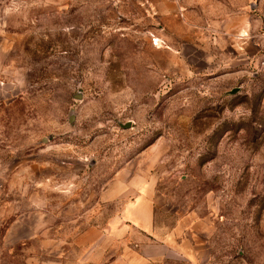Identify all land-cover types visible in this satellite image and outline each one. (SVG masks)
<instances>
[{
	"label": "rangeland",
	"instance_id": "rangeland-1",
	"mask_svg": "<svg viewBox=\"0 0 264 264\" xmlns=\"http://www.w3.org/2000/svg\"><path fill=\"white\" fill-rule=\"evenodd\" d=\"M0 264H264V0H0Z\"/></svg>",
	"mask_w": 264,
	"mask_h": 264
},
{
	"label": "water",
	"instance_id": "water-1",
	"mask_svg": "<svg viewBox=\"0 0 264 264\" xmlns=\"http://www.w3.org/2000/svg\"><path fill=\"white\" fill-rule=\"evenodd\" d=\"M129 124H125L124 126L127 127Z\"/></svg>",
	"mask_w": 264,
	"mask_h": 264
},
{
	"label": "crops",
	"instance_id": "crops-1",
	"mask_svg": "<svg viewBox=\"0 0 264 264\" xmlns=\"http://www.w3.org/2000/svg\"><path fill=\"white\" fill-rule=\"evenodd\" d=\"M150 189V188H149Z\"/></svg>",
	"mask_w": 264,
	"mask_h": 264
}]
</instances>
